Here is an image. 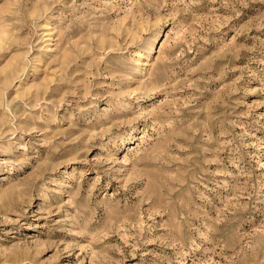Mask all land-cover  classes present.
<instances>
[{"label": "rangeland", "instance_id": "374dc122", "mask_svg": "<svg viewBox=\"0 0 264 264\" xmlns=\"http://www.w3.org/2000/svg\"><path fill=\"white\" fill-rule=\"evenodd\" d=\"M0 264H264V0H0Z\"/></svg>", "mask_w": 264, "mask_h": 264}]
</instances>
